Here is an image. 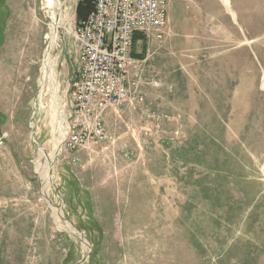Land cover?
Masks as SVG:
<instances>
[{"label":"rangeland","instance_id":"obj_1","mask_svg":"<svg viewBox=\"0 0 264 264\" xmlns=\"http://www.w3.org/2000/svg\"><path fill=\"white\" fill-rule=\"evenodd\" d=\"M170 2L164 41L133 45L144 103L57 160L59 100L39 84L52 17L0 0V264H264V0H229L237 39L187 33L227 25L220 0Z\"/></svg>","mask_w":264,"mask_h":264},{"label":"built area","instance_id":"obj_2","mask_svg":"<svg viewBox=\"0 0 264 264\" xmlns=\"http://www.w3.org/2000/svg\"><path fill=\"white\" fill-rule=\"evenodd\" d=\"M92 2L93 10L78 23L76 5L58 4L54 40L49 23L44 36L39 84L40 93L51 87L59 100L55 124L59 141L53 150L57 160L85 143L109 142L111 134L104 125L109 109L120 114L127 105L144 103L143 96L131 94V69L137 62L132 56L134 36L140 35L136 41L145 43L162 42L169 30V0Z\"/></svg>","mask_w":264,"mask_h":264},{"label":"crops","instance_id":"obj_3","mask_svg":"<svg viewBox=\"0 0 264 264\" xmlns=\"http://www.w3.org/2000/svg\"><path fill=\"white\" fill-rule=\"evenodd\" d=\"M220 2L222 3V5L224 6V8L227 10H225L226 12V17L227 19V25H220V22L222 21V19H218L217 18V14H210L206 19H202L199 20L197 22H193V27L192 29H190L189 32L187 33H201L202 34H206V33H210V32H215V31H219L220 27H228L230 28V33L231 34V38H235L237 39L238 35L239 37H241V35H243V37L245 38V30L247 29L246 27V14L241 12V9H237V7H235L233 10L231 11V9L229 8V0H220ZM170 5L168 4L167 6V10H168V16H169V22H171V15L170 12L172 10L173 4L170 2ZM208 4H210V6L214 9L216 4L212 3L211 0H208ZM221 5V4H220ZM221 5V6H222ZM241 7V6H240ZM233 17H232V16ZM187 24V22L185 23ZM171 32V30H170ZM241 46V45H240Z\"/></svg>","mask_w":264,"mask_h":264},{"label":"trees","instance_id":"obj_4","mask_svg":"<svg viewBox=\"0 0 264 264\" xmlns=\"http://www.w3.org/2000/svg\"><path fill=\"white\" fill-rule=\"evenodd\" d=\"M92 0H78L75 7V20L76 22L82 21L92 10H93ZM140 35L134 36V42Z\"/></svg>","mask_w":264,"mask_h":264},{"label":"bare ground","instance_id":"obj_5","mask_svg":"<svg viewBox=\"0 0 264 264\" xmlns=\"http://www.w3.org/2000/svg\"><path fill=\"white\" fill-rule=\"evenodd\" d=\"M54 1H55V2H54ZM52 3L54 4V7H53ZM57 5H58V2H56V0H42V7H43V9H44L45 11H47L48 14L52 17V25L50 26V31H51V32H50V33H51L50 40H51V42L54 40L52 33L54 32V26H53V23H54V21H55V17H56V12H55V10H56V8H57ZM23 44H24V41H21V39H20L19 42H18L17 47L20 48ZM262 83H263V82H262ZM50 91H51V90H50ZM52 97H53V96H52ZM54 108H55V107H54ZM54 108H53V109H54ZM53 111H54V110H53ZM52 156H54V154H53ZM51 160H52V158H51ZM50 168H51V167H50ZM50 168L47 169V173L49 172ZM49 173H50V172H49ZM56 212L59 213L58 210H56Z\"/></svg>","mask_w":264,"mask_h":264},{"label":"water","instance_id":"obj_6","mask_svg":"<svg viewBox=\"0 0 264 264\" xmlns=\"http://www.w3.org/2000/svg\"><path fill=\"white\" fill-rule=\"evenodd\" d=\"M2 122H0V124H1Z\"/></svg>","mask_w":264,"mask_h":264}]
</instances>
